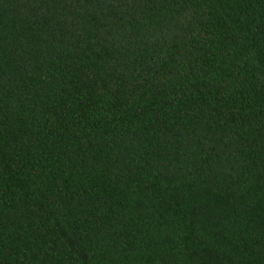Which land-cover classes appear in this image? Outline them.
<instances>
[{"label": "trees", "instance_id": "1", "mask_svg": "<svg viewBox=\"0 0 264 264\" xmlns=\"http://www.w3.org/2000/svg\"><path fill=\"white\" fill-rule=\"evenodd\" d=\"M0 264H264V0H0Z\"/></svg>", "mask_w": 264, "mask_h": 264}]
</instances>
